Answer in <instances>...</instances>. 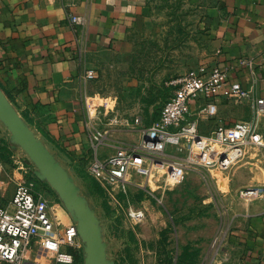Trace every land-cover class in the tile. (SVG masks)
Wrapping results in <instances>:
<instances>
[{
	"label": "rangeland",
	"instance_id": "obj_1",
	"mask_svg": "<svg viewBox=\"0 0 264 264\" xmlns=\"http://www.w3.org/2000/svg\"><path fill=\"white\" fill-rule=\"evenodd\" d=\"M191 12L187 0H149L128 42L87 60L94 76L83 83L85 120L109 130L108 142L139 141L142 129L158 119L177 80L195 67L201 38ZM11 99L12 120L26 137L45 147L46 155L34 157L0 113V190L6 183L16 188L20 181H32L35 192L53 203L55 219L58 210L67 213L69 222L80 228L79 247L72 249L78 264H196L199 244L209 243V234L220 224L219 201L229 181L225 172L190 170L171 187L158 167L150 178L132 171L124 191L117 182H100L90 174L96 154L90 139L81 148L72 147L69 140L51 134L46 112L21 110ZM248 148L253 157L264 152L258 146ZM52 174L64 181L63 187L55 184ZM131 209L143 210L144 217L131 218ZM28 256L45 262L36 247Z\"/></svg>",
	"mask_w": 264,
	"mask_h": 264
},
{
	"label": "crops",
	"instance_id": "obj_2",
	"mask_svg": "<svg viewBox=\"0 0 264 264\" xmlns=\"http://www.w3.org/2000/svg\"><path fill=\"white\" fill-rule=\"evenodd\" d=\"M148 1L0 0V84L21 110L46 112L51 134L81 148L90 142L82 95L84 74L89 69L86 62L95 53L128 42L147 12ZM187 1L201 38L193 68H229L231 80L250 90V97L241 102L222 96L193 102L192 118H197L200 132L210 134L219 124L256 120L253 103L264 98V0ZM70 15L80 16L83 21L72 26ZM208 102L215 108L212 114L203 110ZM16 118L21 120L20 113ZM259 124L264 130V116ZM108 140H112L111 135L95 150L99 158L114 154L120 142L136 141ZM252 150L248 148L242 160L224 171L229 178L228 190L220 201L227 206L232 220L224 264H264V195L253 201L238 195L242 187L264 185V152L253 157ZM14 191L13 183L4 184L0 199L9 201ZM49 207L54 217L52 202ZM56 219L64 225L70 223L64 211L58 210ZM208 244H199L201 254L196 264L206 256Z\"/></svg>",
	"mask_w": 264,
	"mask_h": 264
},
{
	"label": "built area",
	"instance_id": "obj_3",
	"mask_svg": "<svg viewBox=\"0 0 264 264\" xmlns=\"http://www.w3.org/2000/svg\"><path fill=\"white\" fill-rule=\"evenodd\" d=\"M68 20L73 26L83 18L70 15ZM244 63L251 62L244 60ZM93 76L94 70L87 69L85 80ZM177 83L173 94L162 104L159 118L142 129L141 140L120 142L115 153L107 158H99L96 153L89 164V172L96 180L115 181L126 191L132 171L150 178L158 167L163 171L166 185L173 187L190 170L203 174H211V168L227 171L246 156L248 145L264 150V130L259 124V118L264 116V98L253 103L256 120L219 124L210 134L200 132L197 118H192V103L200 98L211 100L222 96L241 102L250 97L247 87L231 80L229 68L200 65L186 71ZM203 110L212 114L215 108L208 102ZM86 125L97 150L109 138V130L94 127L89 120ZM238 195L247 201L256 200L264 195V185L242 187ZM219 204L220 224L200 264H224L228 259L226 244L232 220L227 206L221 201ZM129 215L139 221L145 213L131 209ZM78 236L77 223L61 226L50 214L48 201L35 192L32 181L18 182L9 201L0 199V260L5 264H78L72 250L79 247ZM34 247L45 262L28 256Z\"/></svg>",
	"mask_w": 264,
	"mask_h": 264
},
{
	"label": "bare ground",
	"instance_id": "obj_4",
	"mask_svg": "<svg viewBox=\"0 0 264 264\" xmlns=\"http://www.w3.org/2000/svg\"><path fill=\"white\" fill-rule=\"evenodd\" d=\"M3 98H4L3 92L0 89V112L5 114L8 113V110L4 107ZM10 124L13 125V130L19 136L20 141L26 142V145L28 146L30 153L34 157L42 158L43 156L46 155V149L40 142L36 141L35 139H30L26 137V135L18 128V126L14 122H11ZM55 175L53 174L51 175L52 180L55 182V184H59L60 186H62L64 181L60 177H56L57 175L56 176Z\"/></svg>",
	"mask_w": 264,
	"mask_h": 264
},
{
	"label": "water",
	"instance_id": "obj_5",
	"mask_svg": "<svg viewBox=\"0 0 264 264\" xmlns=\"http://www.w3.org/2000/svg\"><path fill=\"white\" fill-rule=\"evenodd\" d=\"M2 91V90H1ZM3 96H4V94H3ZM3 103H4V105L6 106L5 108L8 110V113H1L2 114V116H3V118H4V120H5V122L7 123V125H9L12 129H13V125L12 124H10L11 122H14L13 120V118H12V116H11V108L9 107L10 105L8 104V102L6 101V99H5V96H4V98H3ZM16 117V116H15ZM13 119V120H12ZM17 119V118H16ZM19 120V119H18ZM15 123V122H14ZM16 124V123H15ZM77 227H78V232H80V228H79V226H78V224H77Z\"/></svg>",
	"mask_w": 264,
	"mask_h": 264
},
{
	"label": "trees",
	"instance_id": "obj_6",
	"mask_svg": "<svg viewBox=\"0 0 264 264\" xmlns=\"http://www.w3.org/2000/svg\"><path fill=\"white\" fill-rule=\"evenodd\" d=\"M2 89H3V91H4V93L11 99L12 98V96H11V93L7 90V89H5V88H3L2 87ZM12 100V99H11ZM13 101V100H12ZM22 114L24 115V113L22 112Z\"/></svg>",
	"mask_w": 264,
	"mask_h": 264
}]
</instances>
